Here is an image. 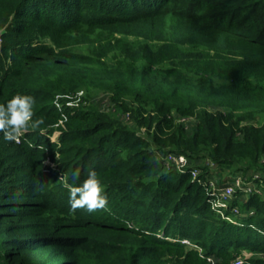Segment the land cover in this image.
I'll return each mask as SVG.
<instances>
[{"label": "trees", "instance_id": "16d2710c", "mask_svg": "<svg viewBox=\"0 0 264 264\" xmlns=\"http://www.w3.org/2000/svg\"><path fill=\"white\" fill-rule=\"evenodd\" d=\"M81 87L134 126L56 99ZM16 92L44 122L0 133V264H264V0H0V103ZM58 119L56 143L42 130ZM55 154L70 183L95 169L105 209L49 184ZM213 166L255 181L230 199L236 218L212 208Z\"/></svg>", "mask_w": 264, "mask_h": 264}, {"label": "clouds", "instance_id": "9594fccd", "mask_svg": "<svg viewBox=\"0 0 264 264\" xmlns=\"http://www.w3.org/2000/svg\"><path fill=\"white\" fill-rule=\"evenodd\" d=\"M34 97L30 94L16 92L10 99L0 103V133L9 141L19 142L21 133L31 128H37L43 124V118L32 119ZM79 177V171L71 175L73 183L64 177V184L70 189L69 203L71 208H86L92 212L96 209H105L108 205V195L105 185L95 169H90L86 178L80 183H75Z\"/></svg>", "mask_w": 264, "mask_h": 264}, {"label": "rangeland", "instance_id": "374dc122", "mask_svg": "<svg viewBox=\"0 0 264 264\" xmlns=\"http://www.w3.org/2000/svg\"><path fill=\"white\" fill-rule=\"evenodd\" d=\"M61 98H65L67 100V104L74 109L78 108L80 106H88L89 105L94 109H98L101 111H106V112L112 113L116 118H118L123 123L129 125L130 127L134 126V121L128 116V112H124L123 110L116 108L112 99H111L110 93L107 91H104L100 88L81 87L79 90L74 91V93H70V94H67L64 96H63V94H58L56 96V99H61ZM54 104L58 109H63V110L65 109L61 103H58V101L55 102ZM64 121H65V119L55 120V122L51 123L49 125V127L42 130V131H44L43 133H45V135L52 142L57 143L58 139L61 135V131L65 127ZM194 122L195 121L193 118L183 120V124L188 129L190 128V126L192 124H194ZM47 129L51 131V134H48L49 132L46 131ZM139 132L142 135L147 136V134L145 132V128H141ZM56 148H58V146ZM46 153H47V151H46ZM48 153L52 154V152H50V151ZM54 160L46 159L44 161V165H47L48 167H51L53 170L56 171V173L53 170L51 172H48V173L53 172L55 174L54 175L55 178H53V180H50L49 184L54 186L55 183L56 184L58 183V184H61L65 187L69 188L63 182L64 177L67 175H65V173L62 172L61 170L57 169V166H58L57 164L59 161V156L57 154H55ZM196 162L201 163V164H205L204 160L196 161ZM191 163L194 164L195 162H191ZM212 174L214 175V179H217L216 185L220 186V187L223 186L227 181L229 182L232 178L238 177L237 173L236 174L229 173V172H227V170H221V169L217 168L216 166H213ZM242 177L244 178V180H243L244 181V185H243L244 187L249 186V185L256 187V184L254 183L255 181L253 180L251 175L248 174V175L242 176ZM239 189L243 191L244 194L241 198L244 197V199L246 198L247 194H249L253 191V190L249 191V188H246V190L243 188H239ZM233 198H234V195L232 196V199ZM217 205H218L217 201H215L213 204V207H212L215 211H217V213H220V214L222 213V215H224L225 213H229L230 214L229 218H231V219L240 216L239 208L237 206H236L237 212H233L234 204L232 202L231 203L229 202L224 207L220 206V208L217 207ZM242 254L237 255V256H242L244 258L245 257L244 255H247V252L244 254V251H243ZM249 255H251V254H249ZM243 261H245V259H243Z\"/></svg>", "mask_w": 264, "mask_h": 264}, {"label": "built area", "instance_id": "2783aa9c", "mask_svg": "<svg viewBox=\"0 0 264 264\" xmlns=\"http://www.w3.org/2000/svg\"><path fill=\"white\" fill-rule=\"evenodd\" d=\"M159 158L163 160L166 168L172 167L174 169H177L180 172H184L189 167L188 158L183 154L167 153L165 155L159 156ZM198 173H199V171H197L196 169H192L191 170L192 178L193 179H199L197 177ZM206 180L207 181H205V182L208 183V187L211 188V190H213V192L215 193V199L212 200V207H213V204L215 201H217V204H218L217 207H219V208H220V206L224 207L226 204H228L230 201V198H232L236 188H243L245 190H246V188H249V191L255 189V187L251 186V185L244 187L243 186L244 181H243V178L241 176L232 178L229 182H226L221 187L216 185L217 179H214V177H207ZM233 212H237L236 206L233 207ZM181 241L184 243H189V241L186 239H182ZM243 259L244 258L242 256H237L233 260L232 264H242L244 262ZM208 260L210 261V264L214 263L213 259H211L210 257H208Z\"/></svg>", "mask_w": 264, "mask_h": 264}]
</instances>
